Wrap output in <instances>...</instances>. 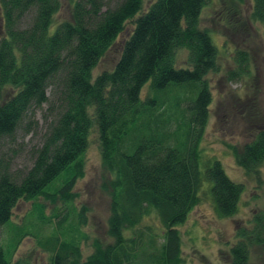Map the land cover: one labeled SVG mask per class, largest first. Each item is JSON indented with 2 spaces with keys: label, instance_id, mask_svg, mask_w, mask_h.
<instances>
[{
  "label": "trees",
  "instance_id": "1",
  "mask_svg": "<svg viewBox=\"0 0 264 264\" xmlns=\"http://www.w3.org/2000/svg\"><path fill=\"white\" fill-rule=\"evenodd\" d=\"M206 1L74 0L70 21L50 33L60 0H0V229L10 224L19 202L75 198L93 126L113 176L111 242L95 240L83 259L79 244L62 237L69 220L63 216L42 246L51 264H184L178 226L199 205L204 181L211 183L206 193L219 218L237 213L243 185L217 160L205 164L204 175L199 169L213 100L206 76L217 71L218 55L209 32L198 28ZM251 2V18L264 37V0ZM126 31L112 70L93 79L94 68ZM178 50L186 52L188 67L176 66ZM236 56L242 70L247 55ZM38 111L41 145L30 153L29 168L13 169L12 145L19 132H37ZM235 155L247 174L261 167L264 129ZM83 213L77 214L78 227L86 223ZM151 214L160 236L141 226ZM249 224L237 227L229 264H250L251 248L264 247V216ZM30 234L17 228L13 240L18 244ZM0 264H11L1 244Z\"/></svg>",
  "mask_w": 264,
  "mask_h": 264
},
{
  "label": "rangeland",
  "instance_id": "2",
  "mask_svg": "<svg viewBox=\"0 0 264 264\" xmlns=\"http://www.w3.org/2000/svg\"><path fill=\"white\" fill-rule=\"evenodd\" d=\"M73 1L60 0L61 9L54 17L50 33L59 23L70 21ZM251 12V0H207L200 16L198 28L209 32L218 55L217 71L206 76L213 100L209 121L199 144V169L204 175L208 161H219L226 175L243 185V194L237 213L231 218L221 219L214 212L210 194L208 196L206 193L211 183L203 182L199 205L190 212L185 223L178 226L184 264H229L228 248L236 241L237 227L250 228L249 222L253 216H264V164L247 174L237 164L235 155L241 153L257 130L264 129V37L262 26L251 18ZM130 28L131 24H128L126 30ZM126 34L127 31L122 33L103 55L92 71L93 79L112 70ZM238 51L247 55L242 70H239L236 62ZM186 55L184 50L177 51L175 58L178 68L188 67ZM234 73H238V76L230 80ZM143 94H146V88ZM35 120L38 123L36 133L19 132L16 136L10 150L13 169L29 168L32 162L30 153L41 145L44 131L42 111L36 113ZM83 164L84 175L76 180L72 190L75 198L72 201L64 202L58 196L55 202L39 199L17 204L10 224L0 229V244L7 249L11 264H51L52 256L42 246L63 216L69 215V220L65 223L67 234L62 237L79 244L83 259L92 254L95 240L103 244L111 242L107 235V220L113 176L103 164L94 126ZM61 181L58 180L56 186ZM80 211L84 212L86 221L82 227L77 225ZM144 225L150 226L160 236L161 228L154 214L144 220L141 226ZM17 228L34 236L30 234L17 244L13 240ZM10 243L12 246H9ZM250 264H264L263 246L251 248Z\"/></svg>",
  "mask_w": 264,
  "mask_h": 264
}]
</instances>
